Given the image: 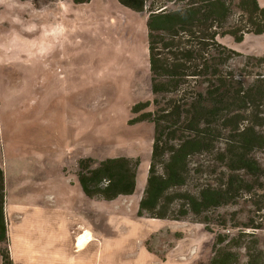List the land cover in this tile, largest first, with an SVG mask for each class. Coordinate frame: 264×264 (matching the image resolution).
I'll list each match as a JSON object with an SVG mask.
<instances>
[{
    "label": "rangeland",
    "instance_id": "1",
    "mask_svg": "<svg viewBox=\"0 0 264 264\" xmlns=\"http://www.w3.org/2000/svg\"><path fill=\"white\" fill-rule=\"evenodd\" d=\"M258 1L264 8V0ZM179 4L147 0L145 12H137L120 0H0V158L6 207L41 205L76 214L80 221L86 218L98 234L88 247L98 248L103 240L108 250L113 247L103 264L117 259L118 264H134L136 256L143 263L144 252L153 264H209L217 235L238 238L243 233L248 235L230 248L239 264L264 260V147L251 153L259 167L256 176L237 173L247 183L234 203L201 217H181L177 202L167 219L138 216L156 133L154 123L144 119L157 110L148 9L176 10ZM219 42L241 54L223 69L230 86L236 90L240 84L249 88L264 82V34L247 35L241 42L228 35ZM156 48L165 52L160 45ZM210 53L206 60L215 56ZM209 74L189 79L191 88L205 92L209 81L215 85ZM179 91L159 95L158 108H165ZM252 118L256 135L264 138V105ZM215 128L221 134L216 152L224 151L230 131ZM114 158L139 162L134 195L90 199L81 187L80 163L93 159L89 163L94 169ZM225 166L218 153L193 158L184 191L197 194L206 185L220 187L230 175ZM258 227L262 229H254ZM83 229L77 228L76 252L82 251L77 240ZM51 249L47 245L45 252ZM0 264H14L9 241L0 242Z\"/></svg>",
    "mask_w": 264,
    "mask_h": 264
},
{
    "label": "trees",
    "instance_id": "2",
    "mask_svg": "<svg viewBox=\"0 0 264 264\" xmlns=\"http://www.w3.org/2000/svg\"><path fill=\"white\" fill-rule=\"evenodd\" d=\"M74 1L86 3L90 0ZM120 1L137 12H145L147 0ZM178 1L168 0L170 3ZM179 5L176 10L167 6H149L148 9L151 85L157 110L145 115L144 119L154 123L156 133L138 216L158 220L167 219L175 202L180 205L181 217L189 214L201 217L234 203L247 183L237 173L245 171L256 176L259 167L251 153L264 147V138L256 135L252 118L255 110L264 105V82L258 81L249 88L240 84L236 90L230 86V75L224 74L223 69L229 60L241 54L219 42L220 37L228 35L237 42L250 34L263 35L264 8L258 0H180ZM157 45L165 52L157 53ZM210 52L215 56L206 60L205 55L211 56ZM208 73L216 84L209 81L205 92L193 90L189 79L206 78ZM177 90H180L178 96L159 109L157 97L173 95ZM216 126L222 132L230 131L226 149L220 152H216L221 135ZM205 153H218L230 172L229 178L218 188L206 185L197 194L185 192L191 177L192 159ZM91 160L80 163L83 172L79 176L82 190L90 199L114 201L134 195L137 160L107 159L94 169L90 166ZM6 198V174L0 158V242L9 241ZM246 235L240 234L238 238L217 235L209 264H239L237 254L230 248L236 245V239L241 241ZM4 256L11 259L8 253ZM6 258L3 257L4 262ZM248 264H264V260L258 257Z\"/></svg>",
    "mask_w": 264,
    "mask_h": 264
},
{
    "label": "crops",
    "instance_id": "3",
    "mask_svg": "<svg viewBox=\"0 0 264 264\" xmlns=\"http://www.w3.org/2000/svg\"><path fill=\"white\" fill-rule=\"evenodd\" d=\"M6 212L7 219L9 222L11 220L8 234L14 264H103L106 256L109 259L110 249L113 247L108 246V250L106 240L98 248L93 244L81 252H76L78 227L89 229L92 236H98L89 220L84 217L80 221L76 214L58 212L41 205L25 207L10 204L6 207ZM15 216L20 217L19 222L14 220ZM129 243L131 245L127 247V252L132 247V242ZM47 245L52 247L49 254L45 252ZM143 255V263L147 261L146 264H153L149 253L144 252ZM32 260L33 263L30 262ZM133 261L134 264H143L138 262L137 256ZM118 263L119 260H115L114 264Z\"/></svg>",
    "mask_w": 264,
    "mask_h": 264
},
{
    "label": "bare ground",
    "instance_id": "4",
    "mask_svg": "<svg viewBox=\"0 0 264 264\" xmlns=\"http://www.w3.org/2000/svg\"><path fill=\"white\" fill-rule=\"evenodd\" d=\"M91 239L92 240V234L90 231L83 229L81 235L78 237L77 240V246L81 250H85L86 247L91 243V241L88 243V241Z\"/></svg>",
    "mask_w": 264,
    "mask_h": 264
}]
</instances>
